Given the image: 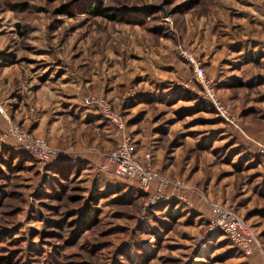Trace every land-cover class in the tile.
<instances>
[{
	"label": "rangeland",
	"instance_id": "rangeland-1",
	"mask_svg": "<svg viewBox=\"0 0 264 264\" xmlns=\"http://www.w3.org/2000/svg\"><path fill=\"white\" fill-rule=\"evenodd\" d=\"M98 1L117 19L88 14L87 5ZM257 4L264 0H0V38L10 42L22 83L53 87L71 77L122 106L137 156L145 160L150 152L160 174L233 206L255 227L264 252L263 182L251 191L244 186L236 168L248 158L235 164L242 147L232 138V125L204 96L181 54L187 49L202 63L237 121L231 91L245 97V82L234 79L244 87L223 89L215 67L229 64L238 29L263 31L243 24L246 8ZM8 112L0 119V135L16 123L40 136L25 124L28 110ZM117 139L119 131L110 136V150ZM16 145L14 139L0 144V264H264V253L245 255L211 229L213 211L195 192L194 207L171 190L170 198L146 206L139 186L111 174L102 181L100 164L62 162L56 168L52 161L26 160Z\"/></svg>",
	"mask_w": 264,
	"mask_h": 264
},
{
	"label": "crops",
	"instance_id": "crops-1",
	"mask_svg": "<svg viewBox=\"0 0 264 264\" xmlns=\"http://www.w3.org/2000/svg\"><path fill=\"white\" fill-rule=\"evenodd\" d=\"M254 6L246 8L247 21L243 24L255 23L254 25L263 27V31L252 35L238 29L239 34L234 33L229 44L231 50L229 64L221 66L219 69L215 67L214 74L218 78L217 81L225 85L226 88L223 89L230 90L232 88L233 90L236 87H244L243 84L233 82L234 79L245 82L244 85L247 87L245 97L241 92L231 91V101L238 111V116L234 114L237 117V125L226 121L225 123L232 125L235 132L232 138H235L236 144H241L242 147L236 155L238 158L235 164L238 165L242 159L248 158L244 167L239 166L236 169L244 175L246 183L244 186L249 191L255 190L262 182L264 185V175H259L264 174V154L260 155L257 145V142L264 143V19L262 17L259 20L254 17V14L264 16V5ZM251 16L255 18L254 22H251ZM9 43V40L0 38V98L5 102L3 106L0 104V119H3L2 116L5 117L4 113H9L10 108L13 111L16 109L18 114H23L25 110H28L29 112L24 115L25 124L27 123L36 134L46 137L55 147H71L73 150L62 162H80L83 165L86 162V165L99 166L101 151L111 149L114 144L110 145V136L114 132L118 135V131L112 123L103 117L98 107L88 103L86 96L91 93L92 88L79 87L75 82L77 79L74 80L71 77H68L70 82L68 80L63 82L62 79H59L57 85L53 87L47 82L35 83L36 86L22 83V75L15 74L13 69V59L7 50ZM17 80L20 82L16 86ZM19 85L20 87H18ZM229 85L232 87L229 88ZM95 90L102 93L104 87L101 85ZM2 122L5 124L4 120ZM135 147L137 151L136 143ZM140 160L143 161V157ZM103 173H100L102 181H107L111 174L112 179H121L126 183L139 186L137 181H127L124 177L117 176L111 171ZM109 178L111 177L109 176ZM261 178H263L262 181ZM261 194L264 196V189ZM195 195L199 197L197 192ZM215 198L217 203L223 205L220 203L219 197ZM199 201L202 200L199 199ZM224 205L237 212L228 203ZM245 221L258 237L255 227L246 219ZM259 252L264 253L258 249L256 253Z\"/></svg>",
	"mask_w": 264,
	"mask_h": 264
},
{
	"label": "built area",
	"instance_id": "built-area-1",
	"mask_svg": "<svg viewBox=\"0 0 264 264\" xmlns=\"http://www.w3.org/2000/svg\"><path fill=\"white\" fill-rule=\"evenodd\" d=\"M181 54L191 66L194 79L203 87L204 96L211 101L221 117L230 124L237 125V121L231 115L229 108L218 96L213 81L207 76L202 63L187 49L181 48ZM86 99L88 103L98 107L103 117L117 127L119 131L116 147L101 155L100 169L103 172L111 171L129 181H137L141 191L146 196V206L155 205L170 198L167 193L170 189L180 202H184L187 207H193L195 204L190 197V192H197L200 199L206 202L208 208L213 211L211 229L222 231L232 244L246 254H252L260 249L257 235L243 217L225 205L209 201L203 192L190 187L181 180L170 179L160 174L152 168L150 152L145 154V160L141 161L138 158L133 138L127 132L126 120L121 112L122 106H115V101L98 93H89ZM11 139H14L23 149L43 164L64 158L69 153V150L52 146L47 138L32 135L16 123H10L9 128L0 135V144L7 143ZM257 145L260 152L264 154V143L257 142Z\"/></svg>",
	"mask_w": 264,
	"mask_h": 264
},
{
	"label": "trees",
	"instance_id": "trees-1",
	"mask_svg": "<svg viewBox=\"0 0 264 264\" xmlns=\"http://www.w3.org/2000/svg\"><path fill=\"white\" fill-rule=\"evenodd\" d=\"M111 8L106 6L105 4H103L102 2L98 1L96 2L95 4H92V3H89L87 5V8H86V11L88 14H90L91 16H95V17H104V18H108V19H114L116 20L117 17L114 16V14L111 13ZM68 14H72L70 11L67 12ZM118 131V129H117ZM8 143V142H7ZM16 149H18V154L22 155V156H26V160H30V158H34L35 157L30 154L28 151H26L25 149H23L20 145H16ZM21 150V151H20ZM58 160H61V159H55V160H52V164H54V166H56V168L58 167H62L65 163H62V161H58ZM59 163H62V164H59ZM10 164V163H9ZM8 164V165H9ZM10 166H12L10 164ZM56 170V173H60V169H55ZM62 174V173H61ZM126 179V178H125ZM127 180V179H126ZM128 181V180H127ZM142 197L145 198V194L142 193L141 194ZM175 204V203H174ZM218 232V231H217ZM235 248H237V250L241 251L242 253H244V251H242L240 248H238L237 246L234 245ZM258 251V250H257ZM255 251L254 253L252 254H246L244 253L245 255H248V256H251V255H254V254H257ZM150 258V257H149ZM148 257L145 258V261H149ZM143 263V262H142ZM145 264V263H144ZM147 264V263H146Z\"/></svg>",
	"mask_w": 264,
	"mask_h": 264
}]
</instances>
